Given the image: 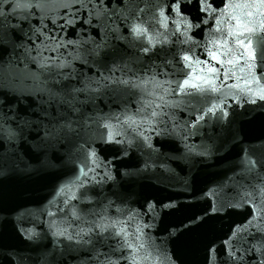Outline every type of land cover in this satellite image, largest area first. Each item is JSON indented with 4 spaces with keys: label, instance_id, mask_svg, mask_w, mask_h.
<instances>
[{
    "label": "snow or ice",
    "instance_id": "snow-or-ice-1",
    "mask_svg": "<svg viewBox=\"0 0 264 264\" xmlns=\"http://www.w3.org/2000/svg\"><path fill=\"white\" fill-rule=\"evenodd\" d=\"M133 2L68 0L59 12L60 19L56 20L45 14V0H26L23 3L16 0L15 4L12 0H0L3 5L0 8V69L6 64L12 66L11 59H4L11 50L13 54L23 56V60L17 57V67L25 64L30 71L41 75L47 72L45 80L48 82L43 92L37 93L41 102L39 111L31 112L19 102L23 93L17 95L15 89L0 87V264H36L22 250L5 245L4 229L7 226L13 228L18 239L29 245L38 240V233L24 226L23 214L13 218L11 213L16 210L5 207L2 191L4 179L15 173L28 179L42 180L57 172L64 176H75L73 183L79 192L64 199V207L58 209L67 226L61 228L55 220L48 225L54 245L60 241H67L68 246L89 245L88 264H138L137 257L146 247L144 241L149 237L154 239H149L147 244L150 249L148 259L154 253L157 264H182L179 255L168 247L169 244L179 243L185 233L203 227L209 221L234 215L243 219L232 220L222 235L208 241L204 248L203 264H264V206L257 208L254 201L249 203L247 196L241 197L237 184L218 182L214 186L201 188L199 195L206 205L202 213H193L178 223L166 226H162L164 219L180 211L183 203L173 196L161 200L136 190L138 180L149 170L148 162L138 157L137 151L143 155H155L157 159L152 163L157 165L171 161L172 157L166 156V151H179L174 147V131L167 127L176 113L163 111L164 107H170L167 102L156 105L161 109L159 113L155 110L146 112L149 105L142 108L136 99L143 91L140 84L123 79L112 81L129 94V101L121 109L122 113L126 114L129 109L136 114L145 111V118L155 135L150 138L136 131L126 144L119 134H109V125L100 120L94 122L100 129L99 138L87 134L92 128V117L86 113L92 93L99 91L100 81L96 82L95 87H89L82 83L73 69L78 63L89 66V58L91 64L98 68L108 63L115 66L116 62L111 58L117 54V44L112 42L127 46L132 43L130 37L140 38L144 35V29L138 24L128 22V16L135 13L124 15ZM9 8L12 11H7ZM137 10L140 11L138 7ZM152 10L153 19L159 27L166 28L168 23L175 22V18L179 17L181 24L176 28L179 33L177 40L190 45L187 49L174 50L165 47L166 41L161 44L158 53L153 52L161 56L162 70L157 75H181L175 87L171 88V95L184 100L183 108L186 111H183V116L191 117L185 128H196L201 122L207 124L210 115L214 119L213 129L216 130L219 125L214 134L222 137L220 147L229 142L231 146L243 143L245 125L258 118L264 120V111L255 113L247 108L248 104H252L264 110V88L259 89L252 99L245 96L243 111L240 110L242 105L239 101L233 102L230 107L213 104L207 108V113L203 105L199 108L195 105L201 100L207 101L208 94L216 92L211 77L222 73L220 78L226 81V78L234 75V72L225 70V64H241L245 66L252 83L258 85L264 82V0H243L241 3H233L232 0H155ZM238 10L241 14H237ZM225 14L235 28L230 23L223 41H209L217 49H225V52L209 49L206 52L207 60L195 61L201 65L214 62L220 67L208 66V78L193 77L190 72L185 74L184 69L189 68L193 60L190 55L192 48L199 43L189 32L195 29L198 30L196 35H199L208 29L219 33L221 28L218 25H221V18ZM181 26L184 29L182 33L179 31ZM180 36H183V40H180ZM230 41H234L239 49L234 56L229 48ZM137 42L139 50L146 56L151 41L148 45L140 40ZM223 55L231 58H218ZM108 71L114 75L112 69ZM96 74L102 78L99 71ZM193 80L199 82L193 83ZM103 83L105 87L109 85L108 80H103ZM164 91L168 92L169 89L165 88ZM45 94L47 100L44 99ZM159 99L164 98L161 96ZM238 115L247 119H241L234 126L233 121ZM113 119L119 121L120 117ZM129 121L136 124L135 120L125 116L124 122ZM260 140L264 144V137ZM21 147L27 149L23 156L20 154ZM208 151L206 148L199 153V159H207ZM109 156L115 159L109 160ZM77 160L84 165L83 168L77 167ZM89 161H92L91 166ZM257 163L254 159L249 162L250 166ZM69 164L70 169L67 167ZM109 164L113 165V169L108 168ZM96 170H103L99 179L90 175ZM161 171L171 175L174 170L161 168ZM180 171L183 173L184 169L180 168ZM195 180L194 175L189 180L194 194ZM107 181H111L109 192L102 187ZM98 185L101 187L96 191ZM63 191L60 188L56 196ZM209 192L213 194L209 196ZM126 203L134 204L135 208L125 209L122 205ZM58 213L49 211L47 215L55 217ZM82 213L95 219L87 220ZM77 221H82L88 227L69 231L71 224ZM112 240L116 241L115 245L109 243ZM40 264H49V261L44 257Z\"/></svg>",
    "mask_w": 264,
    "mask_h": 264
},
{
    "label": "water",
    "instance_id": "water-1",
    "mask_svg": "<svg viewBox=\"0 0 264 264\" xmlns=\"http://www.w3.org/2000/svg\"><path fill=\"white\" fill-rule=\"evenodd\" d=\"M15 2L16 0H12L13 4ZM20 2L23 3L26 0H20ZM67 2L68 0H45V14L59 20V12ZM232 2L241 3L243 0H232ZM154 3L155 0H134L127 12L124 13V15H128L129 12L135 13L134 16H128V22L130 24H138L144 29V35L140 38L130 37L132 43L127 44V46L124 43L112 42L117 44V54L111 58L115 60V66L108 63L98 68L96 65L91 64V58H89V66L87 67L83 66L82 63L75 65L73 71L83 84L95 87L96 82L100 81L99 91L92 93L88 105L89 111L86 113V115L92 117V128L88 130L87 134L93 138H99L100 129L96 127L94 122L100 120L109 125V134H119L126 144L136 131L151 138L155 133L150 130V126L145 118V111L150 113L152 110H155L159 113L161 109L157 108L156 105L167 102V105H170V107H164L163 111L169 114L172 112L176 113L169 120L167 127L174 131L176 140L174 147L178 148L179 151H166L165 155L171 156L172 159L164 165L152 163L153 160L157 159L155 155H143L140 151L136 153L138 157L147 161L149 165L148 172L138 180L135 186L136 190L143 191L144 194L155 196L161 200H166L169 196H173L178 198L184 205L180 211L166 217L162 222V226L178 223L193 213H202L206 205L203 203V197L199 195V190L205 186H214L218 182L227 184L230 181L233 184H237L241 197L247 196L249 203L254 201L257 208L264 206V144L260 140L261 137H264V120L258 118L252 123L246 124L244 128V141L235 146H231V142H229V144L220 147V139L222 137L218 138L214 134L215 131H218L219 125H217L216 130L213 129L212 124L214 123V119L210 115L208 116L207 124L201 122L196 128H185L186 122L191 117L183 116V111H186L183 108L184 100L171 95V88L175 87L176 80L180 79L181 75L179 73L171 76L167 73L157 75V72L162 70L161 56L158 54L154 55L153 52L156 51L158 53L161 44L166 41L168 43L165 44V47L174 50L187 49L190 45L188 43L181 44L177 40L179 33H177L176 28L177 25L181 24L179 17L175 18V22L168 23L166 28L159 27L156 24V21L153 19L152 10ZM2 7L3 5L0 4V8ZM137 7L140 11L137 10ZM7 11H12V9L9 8ZM237 14H241L240 10H238ZM221 19L222 23L218 25L221 28V32L219 33L208 29L199 35H196L198 30L195 29L189 32V35L194 36V39L199 43L196 47L192 48L190 55L193 57V60L190 67L184 69L185 74L190 72L193 77L203 76L208 78L210 76L207 72L208 66L220 67V65L214 62L201 65L195 61L196 59L207 60L206 52L209 49L221 53L225 52V49H217L213 44L209 43L210 40L223 41L227 36V29L230 23L233 29L235 28L234 23L230 21L227 14ZM214 27L217 26L214 25ZM179 31L180 33L184 31L182 26ZM61 35L63 34L61 33ZM138 40L142 41L145 45H148L149 41H151L149 53L146 56L139 50ZM174 40L177 42L172 44L171 42ZM180 40H183V36H180ZM229 48L232 49L231 55L233 56L239 51L234 41H230ZM68 51L71 52L70 49ZM17 57L23 60V56H20L19 53L13 54L11 50L5 54V61L11 59L12 66L9 67L6 64L4 68L0 69V87L15 89L17 90V95L23 93V97L19 101L20 104L28 108L30 112L33 110L39 111L41 102L37 93L43 92L48 83L45 80L47 72L41 75L38 72L30 71L25 64H19L17 67ZM218 58L227 60L231 57L223 55ZM224 67L226 71L234 72V75L226 78V81L220 78L223 75L222 73L220 76L211 77L216 92L209 93L207 101L201 100L200 103L195 105L197 108L203 105L205 113H207V108L213 104L230 107L235 101L241 103L242 107L240 110L243 111L245 96L252 99L259 89L264 88V82L257 85L248 79L245 66L237 63L235 66L225 64ZM109 69H112L114 75L108 71ZM120 69H123V71ZM97 71L102 74V78L97 76ZM121 79L131 80L142 86L143 91L140 92L136 99L142 108L145 105H149L145 111L136 114L129 109L126 114L122 113L121 109L129 101V94L112 83V81ZM103 80L109 81L107 87H105ZM192 82L197 83L199 81L193 80ZM165 88H168L169 91L165 92ZM161 96H163V100L159 99ZM212 97H218V99H212ZM44 99H48L47 94L44 95ZM247 108L250 112L254 110L255 113L264 111L252 104H248ZM92 109L95 110L93 111ZM116 116L120 117L119 121L113 119ZM125 116L130 117L131 120H135L136 124H132L131 121L125 123ZM241 119L247 118L238 115L235 117L233 125L238 124ZM206 148L209 149L206 153L207 159H199V153L204 152ZM217 148H219L218 151L216 150ZM25 151L27 149L21 147V156H23ZM73 159H75V152H73ZM113 159L115 158L109 156V160ZM160 159H164V157ZM253 159L258 161V163L250 166L249 162ZM76 164L78 168L84 167L79 160L76 161ZM89 165H92V161H89ZM67 167L70 169L71 164ZM108 168L113 169V165L109 164ZM161 168L174 171L169 175L162 172ZM180 168L184 169L183 173H181ZM90 175L99 179L103 175V170L92 171ZM193 175L196 177L194 185L195 194L193 186L189 183ZM75 180V176L71 174L64 176L59 172L55 175H47L42 180L28 179L15 173L8 175L2 185V191L5 196V207L16 210L11 213L13 218L18 214H23L24 226L34 229L38 233V240L35 244L29 245L27 242L18 239L13 228L7 226L4 229L5 245H11L14 248L22 250L30 255L36 261V264H40L41 258L44 257L47 258L49 264H88L87 249L90 247L89 245L68 246L67 241H60L54 245V238L48 227L49 223L53 220L61 228L67 226L63 214L58 213V209L64 207V199L78 194L79 189L73 183ZM110 184L111 181H107L102 185L105 192L110 191ZM100 187L98 185L96 191H99ZM60 188H63L64 191L60 196H56V192ZM212 194V192H209V196ZM70 202L74 203V201ZM122 207L134 209L135 205L126 203ZM49 211L57 212L58 215L55 217L49 216L47 215ZM97 211H99V208H97ZM85 212H87V209H85ZM82 216H84V213H82ZM84 218L87 220L95 219V217L90 216H84ZM240 219H243V217L234 215L223 220L209 221L207 225L185 233L179 243L169 244L168 247L179 255L182 264H203L204 248L208 241L222 235L232 220ZM81 227L86 228L88 225L82 221L73 222L69 231H79ZM149 239H154V237L145 239L146 247L140 251L137 257L138 264H157V257L154 253H152L150 259L147 258L150 252V249L147 247ZM109 243L115 245L116 241L112 240ZM103 250L107 251V248Z\"/></svg>",
    "mask_w": 264,
    "mask_h": 264
}]
</instances>
